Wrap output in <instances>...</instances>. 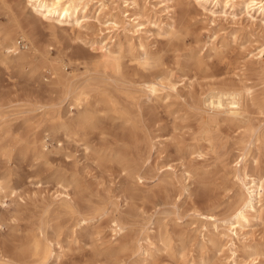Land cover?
Segmentation results:
<instances>
[{
    "label": "rangeland",
    "instance_id": "1",
    "mask_svg": "<svg viewBox=\"0 0 264 264\" xmlns=\"http://www.w3.org/2000/svg\"><path fill=\"white\" fill-rule=\"evenodd\" d=\"M215 1L81 0L72 27L0 0V264H264V191L233 218L234 169L264 183V14Z\"/></svg>",
    "mask_w": 264,
    "mask_h": 264
},
{
    "label": "bare ground",
    "instance_id": "2",
    "mask_svg": "<svg viewBox=\"0 0 264 264\" xmlns=\"http://www.w3.org/2000/svg\"><path fill=\"white\" fill-rule=\"evenodd\" d=\"M229 1L230 0H226L225 7ZM24 2L30 7L31 11L40 14L49 21H57L59 23L68 22L72 27L80 26L81 22L78 19V13L81 0H24ZM204 3H206V0H204ZM218 4L219 0H216L214 6ZM239 5H242L246 12L253 11L257 12L258 15L264 14V0H240ZM113 24L116 25L114 22ZM11 47H15L14 42H11ZM100 49H104V52L101 54V57L103 58V65L105 67H110L112 71L117 72L120 67L118 56L114 55L111 47L101 46ZM260 53H264V50H261ZM148 83V88L151 92H154L155 85L157 84H154L153 82ZM92 89V84L88 81L83 86L74 87L66 93H70L71 99L74 101L75 105H79L82 101L87 100V95ZM241 96V92L235 90L217 91L209 94L207 96L206 102L207 106L213 110L218 111L221 110L222 107H225L228 111V115L238 117L240 114ZM91 120L92 115L84 113L77 124H88L91 122ZM61 128H63L65 131H69L70 124L66 125L65 123H62ZM234 170L238 181L246 190V195L241 199L233 213L235 223H239L241 220L246 221V214L248 213L249 209L253 208L254 202L257 199H261L262 191H264V183L256 182L255 178L250 180L248 173L245 172L244 169L240 176L238 175L240 174L239 172H241L239 167L235 168ZM208 216L211 218L213 217V215ZM235 233H237L236 230ZM32 249L34 255L42 258L44 263L49 257H51V247L48 245L42 246V243L39 240L33 241Z\"/></svg>",
    "mask_w": 264,
    "mask_h": 264
}]
</instances>
